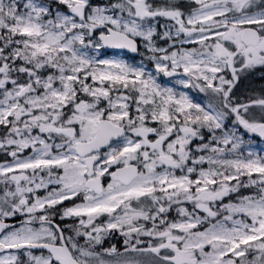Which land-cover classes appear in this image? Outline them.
<instances>
[{
  "label": "snow or ice",
  "instance_id": "obj_1",
  "mask_svg": "<svg viewBox=\"0 0 264 264\" xmlns=\"http://www.w3.org/2000/svg\"><path fill=\"white\" fill-rule=\"evenodd\" d=\"M256 138L264 0H0V264H264Z\"/></svg>",
  "mask_w": 264,
  "mask_h": 264
},
{
  "label": "rangeland",
  "instance_id": "obj_2",
  "mask_svg": "<svg viewBox=\"0 0 264 264\" xmlns=\"http://www.w3.org/2000/svg\"><path fill=\"white\" fill-rule=\"evenodd\" d=\"M103 51V50H102ZM114 55H116V56H118L119 58H123V59H125V60H128V62L129 63H139L140 61H141V59H138V60H135V61H133V60H131L130 58H128L126 55H124V54H107L106 53V56H107V58H112ZM147 63V62H146ZM167 81H168V78H161V82L162 83H167ZM261 84H262V82H261V80H260V77H259V74H257V76H256V78H255V82H254V87H256V88H259V87H261ZM169 86H172L171 84H169ZM195 94V93H194ZM193 94V95H194ZM247 138V137H246ZM254 147H255V149L257 150V151H261V150H264V145L262 144V143H258V142H256L255 144H254Z\"/></svg>",
  "mask_w": 264,
  "mask_h": 264
},
{
  "label": "water",
  "instance_id": "obj_3",
  "mask_svg": "<svg viewBox=\"0 0 264 264\" xmlns=\"http://www.w3.org/2000/svg\"><path fill=\"white\" fill-rule=\"evenodd\" d=\"M107 52L109 53H115V52H121L119 50H112V49H108L106 50ZM124 53H127L128 55L132 56V57H137L138 55L137 54H134V53H130V52H124ZM258 139V138H257Z\"/></svg>",
  "mask_w": 264,
  "mask_h": 264
},
{
  "label": "trees",
  "instance_id": "obj_4",
  "mask_svg": "<svg viewBox=\"0 0 264 264\" xmlns=\"http://www.w3.org/2000/svg\"><path fill=\"white\" fill-rule=\"evenodd\" d=\"M94 2L97 4H102V3L106 2V0H94Z\"/></svg>",
  "mask_w": 264,
  "mask_h": 264
}]
</instances>
